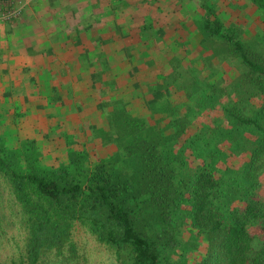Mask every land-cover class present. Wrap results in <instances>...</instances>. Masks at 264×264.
Instances as JSON below:
<instances>
[{
  "label": "trees",
  "instance_id": "obj_1",
  "mask_svg": "<svg viewBox=\"0 0 264 264\" xmlns=\"http://www.w3.org/2000/svg\"><path fill=\"white\" fill-rule=\"evenodd\" d=\"M246 3L253 12L226 23L199 4L198 58L203 70L218 65L217 77L198 85L172 55L138 98L97 103L104 121L85 123L88 141L54 129L65 140L55 163L39 148L37 124L25 131V117L12 115L14 141L0 120V178L22 236L0 264H88L72 237L77 225L114 264H264V0ZM90 63L92 84L109 87ZM244 152L236 168L230 157Z\"/></svg>",
  "mask_w": 264,
  "mask_h": 264
},
{
  "label": "rangeland",
  "instance_id": "obj_2",
  "mask_svg": "<svg viewBox=\"0 0 264 264\" xmlns=\"http://www.w3.org/2000/svg\"><path fill=\"white\" fill-rule=\"evenodd\" d=\"M126 1L124 4H121V2L116 3L115 10L116 7L118 8L114 12V18H111V15L107 17V13L103 10L106 4H101V18L97 22L101 43L99 48L101 50L99 51V56L94 57V61H96V71L101 70L103 74L100 75L103 78L97 75L96 79L107 80L109 87L107 84L100 85L99 81H95L94 84H89L91 80L89 82L84 81L81 92L85 95L89 94V97H85V99H80V97L76 101L71 98V102L67 100V105L64 104L62 108L61 102L64 101L62 98L65 97L62 96L60 99L57 98L60 94H54L50 99L51 103L46 104L45 109H43L45 111L44 115H23L25 118L22 123H19V127L24 128L22 124L31 122V124H37V127L43 131L44 136L41 132L33 135L37 136L39 148L49 164L55 163L53 162L55 160H51L53 158H65V140L59 139L58 135L62 138V135L67 133L69 138L72 134L75 139H84L85 134H91V131L89 128H85V123L81 126L80 121L83 120L80 118L86 120L84 122L87 124L101 125L104 121V116L97 107L98 102H103L107 99V96L119 97L123 92L124 95L132 93L134 98H138L141 95V90L149 85L155 72H162L168 62V58L172 55L184 57L185 64L179 67L182 68V71L187 68L191 78L193 77L198 85L204 86L213 76L214 78L218 76L219 70L216 63L217 66L209 65L204 67L205 70H203L202 63L198 58L201 45L199 43L200 36L197 24H199L201 16L196 17L198 15L196 11H191V6L195 8L196 2L212 8L224 23L236 18H245V10H247L246 0H228L225 5L219 4V0ZM113 5L109 4V6ZM119 7L123 11H120ZM235 11V16L231 15L233 14L231 12ZM81 21L83 24H91L96 20L94 17H90ZM255 22L257 24L260 19L255 18ZM90 54L91 52H86V55L89 56ZM108 64L110 66L115 65V68L110 73L107 71ZM228 64L230 65V63ZM224 65L230 73V66L226 65V63ZM139 66H142L143 69L133 73L130 77H125L126 72L134 71ZM120 82L124 85L121 86ZM135 84H138V86L136 87ZM115 87H118V89L115 90ZM172 100L175 101L174 98ZM135 103V111L139 113L142 107L138 100ZM58 107L63 110L62 112H67L62 118L61 127H58L53 120L49 121L48 119L51 117L54 119L55 114L60 115L62 113ZM52 110L53 112L55 111L54 116L48 114V111ZM16 112L14 113L15 115H17ZM221 113V109L216 108L212 110L211 116H214L215 119L220 118ZM15 119L12 118V114L9 116L1 115L0 117L2 122L1 130L7 133L14 141L18 132L16 131L17 126L14 124ZM43 119H46V122H41ZM52 126L53 128H51ZM54 129H57L56 133L58 135L53 134ZM25 131L27 130L25 129ZM12 135L15 137H12ZM84 140L86 142L88 138L86 137ZM224 143H226L224 140H220L218 144L221 146V144L225 145ZM76 146L81 148L84 145L78 142ZM246 155L247 152L240 153L238 156L231 155V163L237 168L242 163V160L246 158ZM16 211L17 207L12 201L8 186L0 178V263L7 262L16 253L17 246L22 243ZM72 237L77 243L76 245L79 246L81 253L87 257L88 264H114L112 255L104 246L99 245L94 237L80 225L73 229Z\"/></svg>",
  "mask_w": 264,
  "mask_h": 264
},
{
  "label": "crops",
  "instance_id": "obj_3",
  "mask_svg": "<svg viewBox=\"0 0 264 264\" xmlns=\"http://www.w3.org/2000/svg\"><path fill=\"white\" fill-rule=\"evenodd\" d=\"M227 1L218 2L225 5ZM120 2L127 1L28 0L17 17L0 22V115L9 116L16 111L21 115H44L43 109L54 94H60L57 96L60 99L65 97L62 98V108L67 105L66 100L71 102V98L76 101L80 97H89L81 92V87L84 81L91 80L89 84H92L90 61L95 63L94 57H98L101 50L97 23L101 18V4H106L103 10L107 17L114 18L115 5ZM198 7L199 2L195 8L191 6V11L198 14L196 17L201 16ZM245 11L246 14L252 13L253 9ZM235 13L231 15L235 16ZM90 17L96 21L82 23V19ZM86 52H91L90 59ZM107 66L109 73L115 68V65ZM54 112L48 111V114L54 116ZM66 113L48 119L56 125L61 124ZM80 119L83 120L80 121L82 126L86 120Z\"/></svg>",
  "mask_w": 264,
  "mask_h": 264
},
{
  "label": "built area",
  "instance_id": "obj_4",
  "mask_svg": "<svg viewBox=\"0 0 264 264\" xmlns=\"http://www.w3.org/2000/svg\"><path fill=\"white\" fill-rule=\"evenodd\" d=\"M27 4L28 0H0V22L17 17Z\"/></svg>",
  "mask_w": 264,
  "mask_h": 264
}]
</instances>
